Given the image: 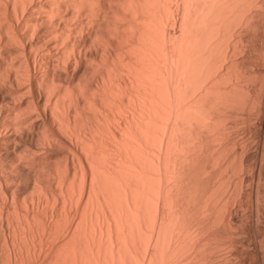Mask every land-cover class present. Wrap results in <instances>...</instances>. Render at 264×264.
I'll return each mask as SVG.
<instances>
[{"label": "bare ground", "instance_id": "obj_1", "mask_svg": "<svg viewBox=\"0 0 264 264\" xmlns=\"http://www.w3.org/2000/svg\"><path fill=\"white\" fill-rule=\"evenodd\" d=\"M0 264H264V0H0Z\"/></svg>", "mask_w": 264, "mask_h": 264}, {"label": "rangeland", "instance_id": "obj_2", "mask_svg": "<svg viewBox=\"0 0 264 264\" xmlns=\"http://www.w3.org/2000/svg\"><path fill=\"white\" fill-rule=\"evenodd\" d=\"M244 136H245V138L247 137V135H245V134L243 135V137H244ZM213 162H214V161H213ZM213 162H212V164H213ZM218 164H219V163H218ZM218 164H217V165H218ZM213 165H214V167H216V166H215V162H214ZM219 165H220V164H219ZM219 165H218V169H221V168H222V169H223V168L225 169V168H227V170L225 169L226 171L224 170L225 173H223L224 171L221 172V170H219V171H220V175H221V173H222L223 176H224V174H226L225 176H227L228 174H231L230 169L228 170V167H226V165H225V166H224V165H220L221 168L219 167ZM216 168H217V167H216ZM205 172H206V171H205ZM207 172L209 173V171H207ZM207 172L204 173V175H206Z\"/></svg>", "mask_w": 264, "mask_h": 264}]
</instances>
